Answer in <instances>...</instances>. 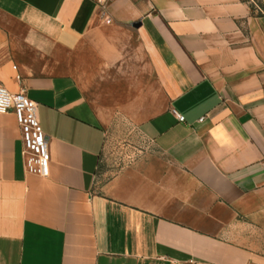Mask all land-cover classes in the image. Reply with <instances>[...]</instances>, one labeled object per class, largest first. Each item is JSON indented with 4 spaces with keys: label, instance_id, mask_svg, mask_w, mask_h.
<instances>
[{
    "label": "crops",
    "instance_id": "crops-1",
    "mask_svg": "<svg viewBox=\"0 0 264 264\" xmlns=\"http://www.w3.org/2000/svg\"><path fill=\"white\" fill-rule=\"evenodd\" d=\"M105 13L0 0V84L39 105L48 145V176L29 173L0 114V264H264V14L247 0ZM120 123L151 148L106 177Z\"/></svg>",
    "mask_w": 264,
    "mask_h": 264
},
{
    "label": "built area",
    "instance_id": "built-area-1",
    "mask_svg": "<svg viewBox=\"0 0 264 264\" xmlns=\"http://www.w3.org/2000/svg\"><path fill=\"white\" fill-rule=\"evenodd\" d=\"M96 2L102 14L110 0H92ZM20 80L21 77L18 76ZM13 113L20 127L24 149L25 166L29 173L43 177L48 176V145L47 136L43 130L39 105L26 95L23 87L18 93H12L0 84V114ZM180 122L185 117L177 114ZM204 121V118L201 119Z\"/></svg>",
    "mask_w": 264,
    "mask_h": 264
},
{
    "label": "rangeland",
    "instance_id": "rangeland-1",
    "mask_svg": "<svg viewBox=\"0 0 264 264\" xmlns=\"http://www.w3.org/2000/svg\"><path fill=\"white\" fill-rule=\"evenodd\" d=\"M253 9L264 14V0H247ZM151 145L130 124H117L108 138V148L102 156L100 173L110 177L117 173L129 162L134 161Z\"/></svg>",
    "mask_w": 264,
    "mask_h": 264
}]
</instances>
